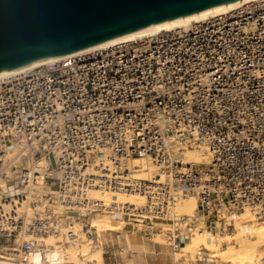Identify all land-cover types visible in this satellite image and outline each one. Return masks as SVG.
<instances>
[{"label":"built area","instance_id":"built-area-1","mask_svg":"<svg viewBox=\"0 0 264 264\" xmlns=\"http://www.w3.org/2000/svg\"><path fill=\"white\" fill-rule=\"evenodd\" d=\"M18 146L30 168L8 159ZM184 147L211 163L184 166ZM135 156L154 162V179L122 178ZM42 172L49 204L31 200L29 215ZM102 185L145 193L143 213L163 212L178 188L196 193L211 232L246 207L264 221V0L0 80V259L28 264L41 238L72 237Z\"/></svg>","mask_w":264,"mask_h":264},{"label":"bare ground","instance_id":"bare-ground-1","mask_svg":"<svg viewBox=\"0 0 264 264\" xmlns=\"http://www.w3.org/2000/svg\"><path fill=\"white\" fill-rule=\"evenodd\" d=\"M255 1L258 0H234L226 5L214 9L150 25L92 48L74 51L65 55L39 62L29 67L1 73L0 80L24 72L34 66L60 60L66 56L78 55L99 49L109 48L120 43L131 42L140 38L154 36L163 31H170L176 28L187 27L194 22H200L212 17L227 14L233 10L240 8L243 5ZM182 154L184 166L190 163L200 164L211 163L212 161V154L200 148L184 147ZM8 159L13 162H19V160L23 161L24 166L28 168H30L34 164L32 159H30L31 161H29V158L26 157V151L21 146H18L14 150L10 151ZM40 164L45 165V160L43 162H40ZM129 167L130 173H128L127 176L122 177L123 179H154L155 174L158 173L157 166L152 160H146L145 158L140 156L133 157V159L130 161ZM159 173L161 177L160 182L168 181L172 176L171 173L165 171H161ZM44 174V172L41 173L38 183L36 184L37 187H40V185L43 183ZM113 196H115V198ZM36 198L42 201L44 205L49 204V200L43 192H36L33 190V187H31L28 192V199L23 202V206H21L20 211H28V214L31 215L32 208L30 206V201ZM147 201L148 197L143 192L126 191L122 187V185H117L115 187H111L110 185H102L101 188L93 192L88 204H86L87 209L101 211L102 215L93 217V222L89 224H84L82 223V221H79V219L73 221L70 228L74 232V235L72 237H69L68 241L70 242V247H67L68 249H64L62 245L59 244V242H62L61 237H56V235L50 234L41 238V241L45 242V244L49 246V248L47 249V252L45 250V254L39 251L38 253L34 254L30 259V263L43 264L44 259H48V261L50 262L49 264H65L70 258L78 259L79 253H82V255L84 256L90 255L91 253H89L90 249L87 244L88 242L86 244L84 242L81 243L78 238L79 233L83 234V238L86 237V233L84 231L86 226H88L89 230L96 227L98 229V237L100 239L105 236L104 229L106 228L117 230V232L119 233H124V230H127V227L137 224L135 223V220H137V218L135 217L137 216H146L148 218V222H143L146 225L154 224V219L172 220L175 222L176 228L181 224L187 226L186 221H189V219H191L190 216L198 207V197L196 195H188L185 192L184 188H178V190L175 192L174 201L170 203L163 212L149 210V212L143 213L140 208L142 206H145L147 204ZM230 219H232V221L234 220L235 222L233 231H229L228 223L223 222L221 218L218 217L217 222H215L216 224L211 225V232L208 228L203 226L201 218H198L195 222L199 223V225L193 224L195 225V228L190 230L191 235L189 241L182 245L176 244L177 242L175 243L174 240L172 243H170L173 246L172 254L175 260H191L194 259V256L197 255L206 264H264V255L262 256V253L264 252V221H255V215L249 207H246L238 214L231 216ZM114 220H120V222L117 225H114ZM222 224L225 230L228 231L227 233L221 231ZM190 225L192 224L190 223ZM163 228H166V230L161 229V231L156 236L157 239L161 234L170 236L171 231L169 230H172L173 233V230L175 229L174 227L170 226H164ZM64 230L67 231L68 228L65 227ZM218 230L224 234L223 238L228 240L227 248H223L221 246L220 238H217ZM127 240L131 248L133 244H144L143 242L133 241L130 237V232L128 233ZM80 247L81 249L79 250ZM95 249L97 248L95 247ZM100 249L98 251H100ZM120 250L121 252L130 251L127 250L124 245L120 248ZM5 259L7 262L9 258L6 257ZM97 259L100 262L103 261V256L101 253L97 256Z\"/></svg>","mask_w":264,"mask_h":264},{"label":"water","instance_id":"water-1","mask_svg":"<svg viewBox=\"0 0 264 264\" xmlns=\"http://www.w3.org/2000/svg\"><path fill=\"white\" fill-rule=\"evenodd\" d=\"M234 0H0V74Z\"/></svg>","mask_w":264,"mask_h":264},{"label":"rangeland","instance_id":"rangeland-1","mask_svg":"<svg viewBox=\"0 0 264 264\" xmlns=\"http://www.w3.org/2000/svg\"><path fill=\"white\" fill-rule=\"evenodd\" d=\"M190 148H194V147H190ZM29 161H31V160L29 159ZM43 161L44 160H41L40 162H43ZM21 162H23V161H21ZM33 190L36 192L46 191V189L41 188V186L37 187V185L33 186ZM185 192L188 195H196L197 196L196 193H189L186 190H185ZM113 197L115 198V196H113ZM101 215H102L101 211H98L97 213H91L84 220L85 222L82 221V223H84V224L92 223L94 220L93 217H98ZM198 215H199V213H198V210L196 209L194 211V213L190 216L191 219H189V221H186L187 226L181 224V225H179V227H176V228H175V222L172 220L154 219V224L146 225L143 223L146 221H144L142 219V217L137 216V217H135V218H137V220H135L136 221L135 223H137V224H134L132 226L127 227V230H124V233H119V232H117V230L106 228V229H104L105 236L101 239L98 237V229L96 227L92 228L91 230H88V226H86L85 230H84L86 233L85 234L86 237L83 238L82 237L83 234L79 233L80 235L78 234V238H79V241H81V243L84 242L86 244L88 242L87 244H88L89 249H90L89 253H91V254L86 255V256H88V257H86V256L82 255V253H79L78 259L77 258L68 259L69 258V256H68V258H67L68 262L65 264H206L197 255L194 256V259H191V260H187V259H179L178 261L175 260L173 254H172L173 246L170 244L173 242V240L176 243L175 238L177 237L178 232H180V231L185 232V234H184L185 236L182 237L183 242L181 243V245L185 244L187 241L190 240V235H191L190 230L195 228V225H193V224L199 225V223L195 222L199 218ZM123 216H124V214H123ZM183 217H185V216H183ZM76 220H78V219L77 218L74 219V221H76ZM79 221H81V220H79ZM255 221H263V220L255 218ZM119 222H120V220H114L113 224L117 225ZM189 222L192 225H190ZM202 224L204 227L208 228L205 222H203ZM215 224L216 223H213L212 225H215ZM229 225H230L229 231H233L234 225H235L234 220L231 221L229 223ZM164 226L174 227L175 228L173 230L174 232L172 233V230H169V231H171L170 236L168 234H166L168 236H165V234H161L159 236V238L157 239L156 236L161 231V229L166 230V228L165 229L163 228ZM148 229L152 230L153 232L151 234L146 233L149 231ZM221 229H222L221 231H223L224 233L228 232L223 227V224L221 225ZM221 231L218 230L217 238H220L221 246L223 248H225V247L227 248L228 240L223 238L224 234ZM66 232L67 231L63 229L61 234L50 233L52 235H56V237H61L62 242H59V244L62 245V247L64 249H68L70 247V242L68 241L69 239L64 236V233H66ZM129 232H130V237L133 241L143 242L144 244L143 245L138 244L139 246L137 244H133L132 248H131L130 244L127 242ZM50 234H48V235H50ZM80 238H82V239H80ZM85 239H86V241H85ZM156 240H159V241L157 242ZM124 241H125V243H124ZM176 244H178V243H176ZM123 245L127 248V250H130V251L122 253L120 248ZM94 246L97 249H95ZM44 248L46 249V252H47V249L49 248V246H47L45 244ZM80 249H81V247L79 248V250ZM92 249H94V250H92ZM99 249H100V251H98ZM138 249L140 252L138 251ZM142 251H143V253H142ZM263 251H264V246H263ZM99 252L102 254L104 262L103 261L100 262L97 259V256L100 254ZM263 255H264V252L262 253V256ZM94 256H96V257H94ZM84 257L87 259H85ZM3 261H6V260L0 259V264H8L11 262L9 260H7V262H3ZM17 261H18L17 263L20 264L19 259ZM49 263L50 262L48 261V259H44L43 264H49ZM10 264H16V263H10ZM28 264H31V263H28Z\"/></svg>","mask_w":264,"mask_h":264},{"label":"crops","instance_id":"crops-1","mask_svg":"<svg viewBox=\"0 0 264 264\" xmlns=\"http://www.w3.org/2000/svg\"><path fill=\"white\" fill-rule=\"evenodd\" d=\"M160 240V239H159ZM159 240H156L157 242L159 241ZM124 243H125V241H124ZM123 253V252H122Z\"/></svg>","mask_w":264,"mask_h":264}]
</instances>
